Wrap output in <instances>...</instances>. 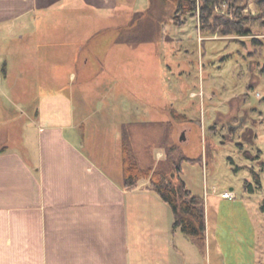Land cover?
Returning <instances> with one entry per match:
<instances>
[{
    "label": "rangeland",
    "instance_id": "1",
    "mask_svg": "<svg viewBox=\"0 0 264 264\" xmlns=\"http://www.w3.org/2000/svg\"><path fill=\"white\" fill-rule=\"evenodd\" d=\"M229 5L215 13L234 19ZM240 5L249 20L261 16L256 0ZM92 8L67 14L64 36L66 57H76L64 64L66 86L99 109L89 131L114 119L105 125L128 131L142 167L158 165L159 152L165 161L172 147L187 157L181 178L206 202V246L188 241L192 262L264 264V26L250 21L247 36L205 33L198 14L176 26L163 0ZM134 12L143 15L130 25ZM121 31L126 40L117 42Z\"/></svg>",
    "mask_w": 264,
    "mask_h": 264
},
{
    "label": "crops",
    "instance_id": "2",
    "mask_svg": "<svg viewBox=\"0 0 264 264\" xmlns=\"http://www.w3.org/2000/svg\"><path fill=\"white\" fill-rule=\"evenodd\" d=\"M118 1L0 0V264H201L149 180L124 187L114 119L89 131L99 109L64 80L65 16Z\"/></svg>",
    "mask_w": 264,
    "mask_h": 264
},
{
    "label": "trees",
    "instance_id": "3",
    "mask_svg": "<svg viewBox=\"0 0 264 264\" xmlns=\"http://www.w3.org/2000/svg\"><path fill=\"white\" fill-rule=\"evenodd\" d=\"M221 1L224 0H163L173 10L170 19L174 21L176 26H184L189 17L197 16V14L200 17L201 28H203L202 30L205 33L212 30L214 33L222 32L225 35L237 33L247 36L251 33L246 27L250 21L255 22L257 25L261 22V25L264 26V0H256L262 13L260 17L254 20H249L239 14L243 7L240 3L244 0H226L230 3V9L234 10V15H232L235 17L234 19L230 18V16L224 17L216 14L215 7ZM141 15L143 14L134 12L130 25L139 20ZM125 40L124 33L121 31L116 41ZM139 40L145 41L142 38ZM137 41L128 40L129 43ZM255 42L257 43V41ZM172 114L178 119L181 117L175 111ZM182 118H186V116L184 115ZM175 150L179 149L175 148ZM173 151L174 147L167 150L166 160H160L158 165L142 167L134 149L130 145L128 131L123 129L124 187L133 189L138 186L141 180H149L148 190L155 191L171 207L174 215L173 228L181 230L187 238L200 247L205 248L207 240L206 202L204 198L194 195L181 178L182 162L187 160V157L180 150L172 156L171 152ZM258 184H260V181ZM245 190L253 193V184L246 182Z\"/></svg>",
    "mask_w": 264,
    "mask_h": 264
},
{
    "label": "built area",
    "instance_id": "4",
    "mask_svg": "<svg viewBox=\"0 0 264 264\" xmlns=\"http://www.w3.org/2000/svg\"><path fill=\"white\" fill-rule=\"evenodd\" d=\"M222 197L226 199H230V198H234V194L232 192H224L222 194Z\"/></svg>",
    "mask_w": 264,
    "mask_h": 264
},
{
    "label": "water",
    "instance_id": "5",
    "mask_svg": "<svg viewBox=\"0 0 264 264\" xmlns=\"http://www.w3.org/2000/svg\"><path fill=\"white\" fill-rule=\"evenodd\" d=\"M180 140H181V141H184V140H185V136L182 135Z\"/></svg>",
    "mask_w": 264,
    "mask_h": 264
}]
</instances>
